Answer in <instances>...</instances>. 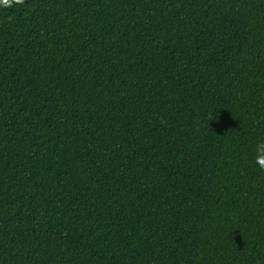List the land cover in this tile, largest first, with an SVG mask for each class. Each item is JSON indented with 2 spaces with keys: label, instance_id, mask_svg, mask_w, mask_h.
<instances>
[{
  "label": "trees",
  "instance_id": "obj_1",
  "mask_svg": "<svg viewBox=\"0 0 264 264\" xmlns=\"http://www.w3.org/2000/svg\"><path fill=\"white\" fill-rule=\"evenodd\" d=\"M264 0L0 4V264H264Z\"/></svg>",
  "mask_w": 264,
  "mask_h": 264
},
{
  "label": "clouds",
  "instance_id": "obj_2",
  "mask_svg": "<svg viewBox=\"0 0 264 264\" xmlns=\"http://www.w3.org/2000/svg\"><path fill=\"white\" fill-rule=\"evenodd\" d=\"M16 3H23V0H15ZM13 0H0V4L10 5ZM253 162L255 166L264 172V139L257 141L254 147Z\"/></svg>",
  "mask_w": 264,
  "mask_h": 264
}]
</instances>
